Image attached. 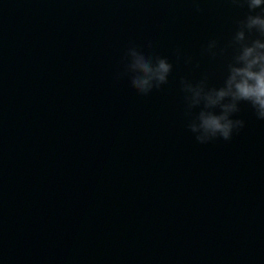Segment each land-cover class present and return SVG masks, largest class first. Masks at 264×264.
<instances>
[{"label": "water", "instance_id": "1", "mask_svg": "<svg viewBox=\"0 0 264 264\" xmlns=\"http://www.w3.org/2000/svg\"><path fill=\"white\" fill-rule=\"evenodd\" d=\"M248 12L0 0V264H264V121L201 144L182 84L225 86ZM132 51L172 65L148 95Z\"/></svg>", "mask_w": 264, "mask_h": 264}, {"label": "clouds", "instance_id": "2", "mask_svg": "<svg viewBox=\"0 0 264 264\" xmlns=\"http://www.w3.org/2000/svg\"><path fill=\"white\" fill-rule=\"evenodd\" d=\"M233 3L239 4L241 0H233ZM243 3L249 12L235 35V41L241 43L242 47L235 57V64L229 66L230 74L225 86L206 92L202 85L193 86L182 81L183 90L192 94L194 105L204 101V109L197 117L199 123L190 125L191 131L198 133L196 141L201 144L217 138L230 140L234 131L244 127L243 120L233 119L240 110L241 102L249 104L257 119L264 121V0H243ZM245 30L256 34L257 38L250 45L243 43L246 39ZM213 46L214 42L209 45L210 48ZM131 55V67L141 73L134 77L132 83L141 94L148 95L153 88H159L167 82L172 65L166 59L154 60L136 51H132ZM225 100L228 102L225 103ZM217 106L220 111H213Z\"/></svg>", "mask_w": 264, "mask_h": 264}]
</instances>
